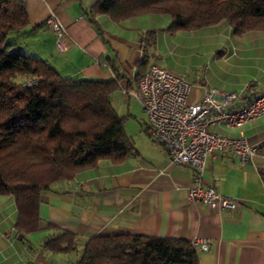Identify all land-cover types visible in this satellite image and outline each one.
Returning a JSON list of instances; mask_svg holds the SVG:
<instances>
[{"label": "crops", "instance_id": "0c3cea01", "mask_svg": "<svg viewBox=\"0 0 264 264\" xmlns=\"http://www.w3.org/2000/svg\"><path fill=\"white\" fill-rule=\"evenodd\" d=\"M30 25L12 41L14 48L46 60L70 78H119L112 104L126 116L125 130L132 153L122 162L105 159L73 179L58 182L41 195L39 229L19 233L15 200L0 195V264H75L94 236L137 234L187 240L209 238L199 251L200 264H264V115L242 127L211 128L228 137H245L259 145L254 163L237 157L209 155L204 184L235 198L233 211L215 210L188 201L194 170L174 164L150 133L147 116L124 90L134 87L138 63L149 56L161 67L183 75L193 84L190 102L202 99L210 87L221 92L244 91L249 102L264 93V30L236 34L224 20L190 31H167L171 17L143 14L115 22L91 13L97 0H25ZM55 15L65 28L67 49L61 51L46 25ZM149 31H156L154 41ZM180 38V41L177 40ZM188 46L199 61L189 76L164 50ZM190 47V48H189ZM133 135L137 136L135 139ZM59 230L75 234L77 249L56 252L45 242Z\"/></svg>", "mask_w": 264, "mask_h": 264}, {"label": "trees", "instance_id": "16d2710c", "mask_svg": "<svg viewBox=\"0 0 264 264\" xmlns=\"http://www.w3.org/2000/svg\"><path fill=\"white\" fill-rule=\"evenodd\" d=\"M91 13L109 15L115 22L143 14L168 15L171 33L224 20L236 34L264 30V0H97ZM29 25L25 0H0V195L15 200L19 234L38 231L41 195L52 185L105 159L122 162L133 150L124 125L127 117L112 104L121 76H62L46 60L14 48L15 36ZM155 35L149 31L147 38L154 41ZM148 64L145 50L134 83L145 75ZM45 246L56 252L75 251V234L59 230ZM75 264L200 261L197 248L187 240L116 234L92 237Z\"/></svg>", "mask_w": 264, "mask_h": 264}, {"label": "built area", "instance_id": "2783aa9c", "mask_svg": "<svg viewBox=\"0 0 264 264\" xmlns=\"http://www.w3.org/2000/svg\"><path fill=\"white\" fill-rule=\"evenodd\" d=\"M46 25L56 38L61 51L67 49L65 28L55 15ZM32 85V82H28ZM193 89L185 76L152 62L145 75L131 90H124L129 98L137 100L147 116L153 140L167 152L174 164L188 165L194 178L188 193L190 203H202L215 210L233 211L240 206L237 199L219 193L204 184L206 162L216 153L237 157L243 165L253 164L259 145L245 137H228L211 128L218 124L242 127L245 123L264 115V93L249 102L244 91L221 92L210 87L198 102H190ZM193 245L199 251H208L209 238H195Z\"/></svg>", "mask_w": 264, "mask_h": 264}, {"label": "rangeland", "instance_id": "374dc122", "mask_svg": "<svg viewBox=\"0 0 264 264\" xmlns=\"http://www.w3.org/2000/svg\"><path fill=\"white\" fill-rule=\"evenodd\" d=\"M178 41H180V38H177ZM190 48V47H189ZM192 51L188 49V46L182 45L180 47V43H176V47L167 50H164V53H161L162 59L169 57L174 60V62L177 63L180 69L184 70L189 74V76H193L194 72H199V67L196 66L195 62L199 61L198 58L191 53ZM30 54V53H27ZM134 104L138 106L137 100H133ZM140 105V103H139ZM141 106V105H140ZM142 108V107H141ZM143 110V109H142ZM144 112V111H143ZM127 121H125L124 125ZM137 136L133 135V138L135 139Z\"/></svg>", "mask_w": 264, "mask_h": 264}, {"label": "water", "instance_id": "95a60500", "mask_svg": "<svg viewBox=\"0 0 264 264\" xmlns=\"http://www.w3.org/2000/svg\"><path fill=\"white\" fill-rule=\"evenodd\" d=\"M19 238H22V234L19 235Z\"/></svg>", "mask_w": 264, "mask_h": 264}]
</instances>
